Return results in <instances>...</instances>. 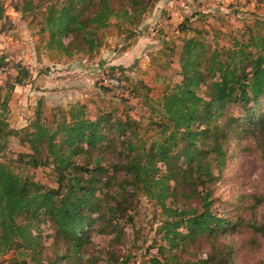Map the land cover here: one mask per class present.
Wrapping results in <instances>:
<instances>
[{
  "label": "trees",
  "instance_id": "trees-1",
  "mask_svg": "<svg viewBox=\"0 0 264 264\" xmlns=\"http://www.w3.org/2000/svg\"><path fill=\"white\" fill-rule=\"evenodd\" d=\"M21 4L22 14L39 26L43 48L91 56L103 45L113 19L139 24L154 0ZM3 10L0 0V18ZM179 53L180 78L157 99L145 97L146 122L122 117L116 107L91 112L74 103L59 109L50 122L36 110L31 132L19 135L7 128V100L1 104L0 263L128 264L130 255L117 248L126 234L121 223H133L141 196L160 208L157 232L167 241L150 264H232L228 238L238 226L264 239V224L255 216L243 219L242 210L229 219L213 210L229 146L248 140L244 148L253 147L264 159V25L248 27L230 46L210 48L199 38H182ZM16 66L20 73L25 69ZM15 83H22L18 73ZM11 135L29 151L16 158L4 154ZM39 166L50 168L46 181L29 170ZM239 199L253 213L264 195L240 194ZM46 221L49 243L40 226ZM96 236L106 237L104 250L97 247ZM201 238L209 243L208 251L186 258ZM8 251L12 257L3 260Z\"/></svg>",
  "mask_w": 264,
  "mask_h": 264
},
{
  "label": "rangeland",
  "instance_id": "rangeland-1",
  "mask_svg": "<svg viewBox=\"0 0 264 264\" xmlns=\"http://www.w3.org/2000/svg\"><path fill=\"white\" fill-rule=\"evenodd\" d=\"M21 1L2 0L4 10L0 18V58L3 57L0 113L3 112L1 104L7 100L4 111L7 128L20 131L19 135L23 130L31 132L36 110L50 122L59 109L74 103L86 105L91 112L98 107H116L122 117L129 114L136 121L146 122L149 107L143 105L145 99H157L167 84L180 78L182 38H199L210 48L230 46L248 27L262 29L264 25V0H154L139 24L113 19L104 32L103 45L93 55L66 56L42 47L39 26L26 13L22 14ZM16 64L25 69L20 73ZM17 73L21 84H14ZM248 142L229 146L227 164L214 188L213 210L229 219L244 210L243 219L255 216L264 224V202L251 213L247 212L248 208L243 209L248 202L239 199L240 194L264 195V159L253 147L244 148ZM28 151V145L19 136L8 137L4 148L8 157L16 158ZM29 170L36 179L49 178L44 174L50 171L49 167ZM138 205L133 223H121L126 234L117 248L124 255H130L128 264H150L149 259L167 241L157 232L161 225L158 205L145 196L139 198ZM40 226L43 240L49 243V222ZM240 228L228 238L233 243L232 264H264V239L246 227ZM180 229L187 231L183 226ZM205 238L184 256L190 259L203 256L209 244ZM95 242L104 250L106 237L96 236ZM11 257L12 251H8L2 259Z\"/></svg>",
  "mask_w": 264,
  "mask_h": 264
}]
</instances>
